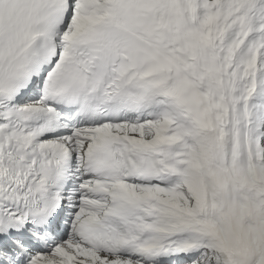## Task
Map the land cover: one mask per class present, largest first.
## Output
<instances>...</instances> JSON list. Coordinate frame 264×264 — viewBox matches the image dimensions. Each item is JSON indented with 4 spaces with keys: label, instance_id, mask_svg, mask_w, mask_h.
Wrapping results in <instances>:
<instances>
[{
    "label": "snow or ice",
    "instance_id": "1",
    "mask_svg": "<svg viewBox=\"0 0 264 264\" xmlns=\"http://www.w3.org/2000/svg\"><path fill=\"white\" fill-rule=\"evenodd\" d=\"M0 264H264V0H0Z\"/></svg>",
    "mask_w": 264,
    "mask_h": 264
}]
</instances>
